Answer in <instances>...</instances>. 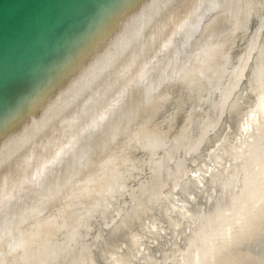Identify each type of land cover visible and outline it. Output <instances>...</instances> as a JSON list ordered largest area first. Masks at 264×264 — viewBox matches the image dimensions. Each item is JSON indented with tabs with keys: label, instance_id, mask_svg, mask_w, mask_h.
Wrapping results in <instances>:
<instances>
[{
	"label": "bare ground",
	"instance_id": "obj_1",
	"mask_svg": "<svg viewBox=\"0 0 264 264\" xmlns=\"http://www.w3.org/2000/svg\"><path fill=\"white\" fill-rule=\"evenodd\" d=\"M89 5L0 107V264H264V0Z\"/></svg>",
	"mask_w": 264,
	"mask_h": 264
},
{
	"label": "water",
	"instance_id": "obj_2",
	"mask_svg": "<svg viewBox=\"0 0 264 264\" xmlns=\"http://www.w3.org/2000/svg\"><path fill=\"white\" fill-rule=\"evenodd\" d=\"M89 1L0 0V107L12 97L13 85H25L51 60L59 36L73 35L68 28L87 12Z\"/></svg>",
	"mask_w": 264,
	"mask_h": 264
}]
</instances>
